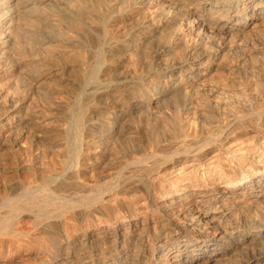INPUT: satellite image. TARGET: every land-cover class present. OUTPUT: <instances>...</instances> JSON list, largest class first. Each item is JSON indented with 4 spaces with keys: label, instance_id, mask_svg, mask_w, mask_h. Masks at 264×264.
<instances>
[{
    "label": "bare ground",
    "instance_id": "6f19581e",
    "mask_svg": "<svg viewBox=\"0 0 264 264\" xmlns=\"http://www.w3.org/2000/svg\"><path fill=\"white\" fill-rule=\"evenodd\" d=\"M262 10L0 0V264H264V102L185 118L194 64L208 70ZM19 100L66 121L50 147L33 150Z\"/></svg>",
    "mask_w": 264,
    "mask_h": 264
},
{
    "label": "rangeland",
    "instance_id": "374dc122",
    "mask_svg": "<svg viewBox=\"0 0 264 264\" xmlns=\"http://www.w3.org/2000/svg\"><path fill=\"white\" fill-rule=\"evenodd\" d=\"M41 6L39 7L41 8L49 7L48 9L45 8V10L49 12L48 13L49 15H50V11L52 13L54 12L53 14L55 15L56 10L59 9L55 3L46 4V2H43ZM41 8L40 11L39 9L37 10L38 11L37 14L40 12L39 13L40 15L38 14L39 16H41L42 14L43 9L41 10ZM263 11L264 10L261 11L262 12L261 15L263 17L260 16L261 18L255 20V23L253 25L254 29L252 27L248 29L250 32L248 30L240 33L239 32L237 33L236 31H231V33L230 31H228L229 33L226 32L225 34L226 46L227 47L230 46V47L226 48V50L223 52V55L225 54V58L223 55L221 57L215 56V61L211 65V67L209 65H206L208 66V70L205 69V67L203 66L201 67V64H198L200 66L194 64L195 69H198L199 67L200 73L199 75L193 77V81H192L193 83L191 82V85L189 86V90L191 94L189 96L192 100L188 107L191 106L192 108L190 107L187 109L188 111L186 110L187 113L185 112V118L190 120L193 119L195 120V122L198 120L202 121L201 116H203L204 118L203 115L204 113L205 115L210 113L214 119L218 120L219 115H220L219 117L226 116V114L229 113L231 114L232 112L234 113L238 109H242V108L248 109V107L251 106L252 104H260L264 102L263 101L264 100V20H263L264 12ZM52 13L51 15H53ZM229 25L230 23L228 24V26ZM195 33L196 31H193L192 34L196 36ZM209 36H210L209 34L205 35L204 41L210 40ZM196 39L198 41L199 37L197 36ZM214 39L213 40L215 42H218V40H220L218 36L214 37ZM200 40L201 39H199V41ZM207 46H208V41H207ZM227 53L230 55H228ZM218 63H220V66ZM47 77L48 76L44 77L43 78L44 80L42 79L40 82H38L40 89L43 88L41 90H47L50 84L51 85L52 83L54 84L55 81L53 80L57 78V76L54 75L50 76L49 78ZM40 84L43 87L40 86ZM251 98H254L255 100ZM21 101L22 100H19L16 104L21 105V107H25V108L29 106L31 111V113L29 114L31 115L26 116V118L32 117L34 121L32 122L33 124L31 123V125L26 128V132L30 130L28 132L35 133V135L32 137L34 139L33 150L36 152L35 148H38V146L40 147L38 149L50 147L52 145V141L50 140H52L51 137L53 131L59 129L60 127L64 128L67 125L66 121L61 118H58L56 115L53 114L54 112L52 113L48 111L50 112V114L48 112L45 113L46 115L43 114L40 110V104L34 106V104L31 103V100L22 101V102ZM194 104L196 105V107ZM207 123L208 121L207 122L205 121V124ZM210 124L212 125L213 122L208 123V125ZM45 134L46 135L48 134V136L45 137L46 136ZM44 142H48V143L44 144ZM34 155L35 154L32 151V154H30L28 157H30L32 160V158L35 159ZM48 156L52 158V156L47 155L46 159L45 157H43L44 159L42 160L37 159L38 160L37 161L35 159L36 161L35 160L33 161L37 163L36 164L37 166L42 165L43 167H46L47 165L49 166L50 164L49 161H51L50 158H48ZM245 256L248 258L249 254Z\"/></svg>",
    "mask_w": 264,
    "mask_h": 264
}]
</instances>
